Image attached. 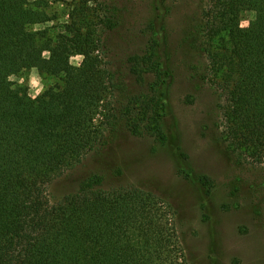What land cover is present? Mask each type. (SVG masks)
I'll return each instance as SVG.
<instances>
[{"label": "trees", "instance_id": "trees-1", "mask_svg": "<svg viewBox=\"0 0 264 264\" xmlns=\"http://www.w3.org/2000/svg\"><path fill=\"white\" fill-rule=\"evenodd\" d=\"M91 1L94 7L76 0L67 20L49 32L35 27L52 20L43 0H0V264L183 259L172 207L151 190L104 188L93 178L50 200L49 184L99 150L114 131L110 98L127 90L125 76L140 77L149 88L139 105L162 130L163 89L172 74L170 54L160 51L162 26L147 22L146 50L131 53L122 72L108 59L113 49L107 42L121 25V9ZM244 11L251 17L242 26ZM197 14L180 44L203 56L221 93L225 151L264 163V0H200ZM77 54L82 60L73 65L69 59ZM33 67L57 79L35 97L12 79Z\"/></svg>", "mask_w": 264, "mask_h": 264}, {"label": "rangeland", "instance_id": "rangeland-1", "mask_svg": "<svg viewBox=\"0 0 264 264\" xmlns=\"http://www.w3.org/2000/svg\"><path fill=\"white\" fill-rule=\"evenodd\" d=\"M43 1L52 20L35 27L49 32L67 20L76 2ZM107 1L120 7L122 22L107 35L113 56L105 59L122 72L131 53L146 50L147 22L152 18L162 26L160 51L162 56L170 54L172 68L163 89L167 103L162 130L154 121L149 123L139 105L150 96L149 88L140 77L125 76L127 90L110 98L108 114L110 122L116 116L114 131L99 150L89 152L49 184L50 200L61 199L93 178H99L104 188L139 186L172 207L183 250L181 264H264V163L225 151L221 93L204 69L203 56L180 44L185 29L197 23L200 0ZM88 3L95 6L91 0ZM250 17L244 11L241 25H247ZM69 60L78 65L82 56ZM12 79L24 82L32 97L57 80L36 67L23 78Z\"/></svg>", "mask_w": 264, "mask_h": 264}]
</instances>
